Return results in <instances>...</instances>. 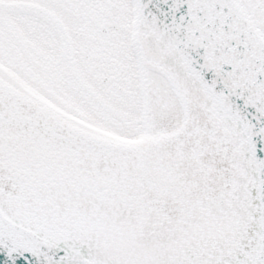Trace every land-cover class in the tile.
Returning <instances> with one entry per match:
<instances>
[{
  "label": "snow or ice",
  "instance_id": "obj_1",
  "mask_svg": "<svg viewBox=\"0 0 264 264\" xmlns=\"http://www.w3.org/2000/svg\"><path fill=\"white\" fill-rule=\"evenodd\" d=\"M0 264H264V0H0Z\"/></svg>",
  "mask_w": 264,
  "mask_h": 264
}]
</instances>
